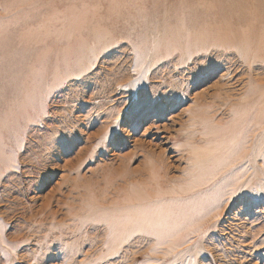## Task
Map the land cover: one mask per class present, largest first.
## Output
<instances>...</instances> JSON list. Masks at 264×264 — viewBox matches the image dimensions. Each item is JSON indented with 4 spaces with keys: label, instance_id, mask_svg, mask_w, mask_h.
<instances>
[{
    "label": "rangeland",
    "instance_id": "374dc122",
    "mask_svg": "<svg viewBox=\"0 0 264 264\" xmlns=\"http://www.w3.org/2000/svg\"><path fill=\"white\" fill-rule=\"evenodd\" d=\"M225 3L237 4L235 0H0V264H264L260 188L238 195L228 194L229 186L211 210L213 217L190 218L185 230L176 220L149 216L143 220L146 229L141 230L139 244L127 234V243L106 241L102 221L86 226L81 218L68 216L72 202L68 192L73 186L85 183L89 190L95 176L126 161L131 170L142 169V150L161 157L169 176L180 178L187 169V152L180 150L179 142L189 130V113L215 101L213 123L230 126L237 112L221 105L224 95L213 100L212 95L224 89L230 98L227 103L238 105L246 91L260 90L263 57L254 58L250 74L239 63L226 68L221 61L213 69L218 61L207 57L208 66L192 75L183 91L171 92L167 80L168 88L151 93L150 87L160 84L157 78L137 85L132 48L155 42L151 38L160 35L156 28L164 27L163 15L173 9L200 14L210 10L208 21L216 22L227 19ZM148 15L155 18L147 21ZM193 59L195 55L187 69L194 66ZM248 80L254 84L246 85ZM236 138V133H228V141ZM257 167H264L261 161ZM263 182L257 180L262 187ZM216 190L205 197H214ZM179 206L182 213L193 211L187 203ZM148 226L156 227V238L164 245L148 235ZM175 237L180 244L169 246L166 240ZM113 251L117 253L107 255Z\"/></svg>",
    "mask_w": 264,
    "mask_h": 264
},
{
    "label": "bare ground",
    "instance_id": "6f19581e",
    "mask_svg": "<svg viewBox=\"0 0 264 264\" xmlns=\"http://www.w3.org/2000/svg\"><path fill=\"white\" fill-rule=\"evenodd\" d=\"M235 2L237 4L225 3L224 10L229 9V13H226L228 22L227 19L222 18L216 22H209L210 10L206 14H200L195 11L184 13L173 9L166 13V16L163 15L162 20H159L165 22L164 27L156 28L160 35L151 38L155 42L152 45L147 43L132 48L137 64L135 67L138 75L137 85L150 78L151 80L157 78L160 79V84L150 87L151 93L156 94L160 88L166 87L167 80H170L171 92L183 91L187 88L184 87L185 84H189L190 79L193 78L192 75L198 74L203 66H208L207 57H214L218 61L212 63L213 69H218L221 61L226 68L239 63L241 67L242 64L245 65L250 74V69L256 62L254 58L263 57L264 61V0H235ZM150 18L155 17L148 15L146 20ZM174 24L176 25L173 27ZM98 38L97 34L94 41ZM228 53L236 57L235 60L227 57ZM194 55L196 57L195 60L193 59L194 66L187 69L188 62ZM199 59L204 60L203 63L199 62ZM197 61L199 63H195ZM153 69L154 71L148 76L140 75ZM246 73L245 75L248 74ZM237 81L234 80L233 83L236 84ZM128 84L132 85V82ZM247 84L250 86L254 83L248 80ZM258 86L260 90L246 91L244 99L238 105L227 103L230 98L222 93L224 89L217 95L213 93L212 100L222 94L225 99L221 100L222 102L218 99L221 105L225 104L224 108L235 109L237 112L233 125L213 123V118L217 116L212 110L215 101L210 104L208 102V105L196 109L194 113H189L190 131L187 130L182 141L179 142L182 148L180 150L187 152L185 158L187 169L180 178L169 176V168L162 164L161 157L152 154L149 150H142L144 158L142 169L131 170L129 162L126 161L98 177L95 176L90 182L92 186L89 190L86 189L85 183L83 185L86 187L77 184L73 186L68 192V195H72L68 216L81 218L86 226L96 225L95 223L102 221V231L105 233L104 236L106 235V241L121 245L127 243V234L137 238L139 244L142 243L141 230L146 229L143 220H148L149 216H153V220H176L177 224L182 225V230H185L186 227H190L185 223L190 218L209 220L213 217L211 210L219 205L221 197L229 186L231 188L228 194L240 195L241 190L251 194L258 188L263 192L264 182L262 187L261 183L257 184V180H264V167L258 168L257 162L261 161L264 166V84ZM231 87L233 88V85ZM187 95L183 94L182 97ZM259 102L262 105L255 111V106ZM144 114L146 113H142L141 116ZM255 114L257 117L254 116ZM256 131L259 133L255 136ZM228 133H236L237 138L228 141ZM212 188L217 189L216 195L205 197ZM185 203L192 205L193 211L191 209L182 213L183 206L179 205ZM80 225L77 228L78 232L82 227ZM149 228L151 229L148 235L160 242L161 240L156 238L158 237L156 227ZM177 238L166 241L173 247L180 244L181 239ZM160 243L164 245L165 241L162 239ZM116 253L117 251L108 252L107 255L112 256Z\"/></svg>",
    "mask_w": 264,
    "mask_h": 264
}]
</instances>
